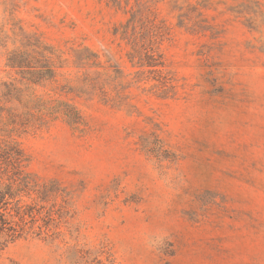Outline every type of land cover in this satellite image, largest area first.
<instances>
[{
	"label": "rangeland",
	"instance_id": "obj_1",
	"mask_svg": "<svg viewBox=\"0 0 264 264\" xmlns=\"http://www.w3.org/2000/svg\"><path fill=\"white\" fill-rule=\"evenodd\" d=\"M132 13L165 27L175 94L115 81L118 101L61 92L84 124L57 119L15 136L27 171L68 188L71 242L106 245L115 264H264V0H0V80L26 34L70 61L89 47L133 71L114 34ZM64 73L49 87L76 77ZM0 264L66 258L29 237L2 250Z\"/></svg>",
	"mask_w": 264,
	"mask_h": 264
},
{
	"label": "trees",
	"instance_id": "obj_2",
	"mask_svg": "<svg viewBox=\"0 0 264 264\" xmlns=\"http://www.w3.org/2000/svg\"><path fill=\"white\" fill-rule=\"evenodd\" d=\"M114 34L127 46L126 59L134 68L131 72L126 73L109 56L102 61L89 47L74 49L70 61L54 45L29 34L9 51L6 65L13 74L0 80V252L32 237L62 249L66 264H115L106 245L71 242L78 240L71 192L57 180L40 181L28 172L27 157L15 140V136L57 119L74 128L84 124L81 110L62 98L61 92L118 101L123 96H113L110 88L115 81L122 89L136 87L158 97L175 94L174 78L166 70L160 50L166 34L161 23L138 19L132 13L126 23L115 27ZM66 68L75 70V79L49 87L66 74Z\"/></svg>",
	"mask_w": 264,
	"mask_h": 264
}]
</instances>
